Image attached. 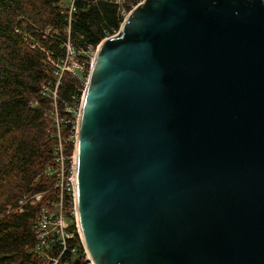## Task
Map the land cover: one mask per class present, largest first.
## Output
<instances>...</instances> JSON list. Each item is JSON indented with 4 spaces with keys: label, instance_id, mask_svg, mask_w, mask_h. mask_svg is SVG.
Returning a JSON list of instances; mask_svg holds the SVG:
<instances>
[{
    "label": "water",
    "instance_id": "obj_1",
    "mask_svg": "<svg viewBox=\"0 0 264 264\" xmlns=\"http://www.w3.org/2000/svg\"><path fill=\"white\" fill-rule=\"evenodd\" d=\"M92 264H264V0H143L91 61L75 133Z\"/></svg>",
    "mask_w": 264,
    "mask_h": 264
},
{
    "label": "trees",
    "instance_id": "obj_2",
    "mask_svg": "<svg viewBox=\"0 0 264 264\" xmlns=\"http://www.w3.org/2000/svg\"><path fill=\"white\" fill-rule=\"evenodd\" d=\"M70 3L0 0V264H47L56 256L59 264L90 263L73 215L67 214L71 237L64 250L56 234L41 239L36 227L42 207L54 208L50 202L59 201L56 178L45 172L58 144L54 108L62 119L60 137L69 166L77 114L66 106L78 110L85 88V74L79 79L63 71L58 79L64 43L95 47L118 30L123 16L119 5L106 0H73L71 11ZM89 65L90 60L87 74ZM36 193L41 198L31 203L28 198ZM63 203L72 207L67 198Z\"/></svg>",
    "mask_w": 264,
    "mask_h": 264
},
{
    "label": "built area",
    "instance_id": "obj_3",
    "mask_svg": "<svg viewBox=\"0 0 264 264\" xmlns=\"http://www.w3.org/2000/svg\"><path fill=\"white\" fill-rule=\"evenodd\" d=\"M106 1L113 2L119 5L120 13L124 18L131 9H133L143 0H106ZM72 9H74L73 0H71L70 3V11ZM64 45L66 48V57L59 65L60 70L58 72V79H60V76L63 71H69L72 75L79 78L80 73L84 72L87 69L89 60L91 65V61L99 44H97L95 47L89 45L87 47V50L79 49L80 46H77L76 48L73 45V43L70 42L69 40H67L64 43ZM71 61H73V63ZM72 64L73 67L71 69L70 65ZM57 84L58 82L55 85V89L52 91L53 99L56 98ZM84 84L86 85V81H84ZM80 107H81V103L79 105L78 110H74L73 107L71 106H66V110H68L71 113H76L78 118ZM53 118H54L53 126L56 130L55 135L58 138V144L55 151V157L53 160L54 162L53 164L48 165L46 167L45 172L48 175H54L56 178L55 188L57 189V196L59 198V201L54 204L50 202V204L53 205L54 208L50 209L48 206L42 207L40 219L36 227V230L41 239H43L44 237L50 238L53 234H56L60 238L64 250L66 249L65 239L71 237V234L66 231V228L69 224V219L67 217V214L71 216L73 215L75 217V222L77 226L76 209H75V177H74L75 149L73 155L69 158L70 159L69 166H67L68 157L64 154V148L60 137V127H61L62 119L58 116L56 107L54 108ZM67 122H69V120ZM75 133H76V128H75ZM40 198H41V193H36L29 196L28 200L31 203H35L36 201H39ZM64 198H67L68 201L72 203L71 208L64 206L63 203ZM58 260H59V256L48 257V261H50V263L47 264H59Z\"/></svg>",
    "mask_w": 264,
    "mask_h": 264
},
{
    "label": "rangeland",
    "instance_id": "obj_4",
    "mask_svg": "<svg viewBox=\"0 0 264 264\" xmlns=\"http://www.w3.org/2000/svg\"><path fill=\"white\" fill-rule=\"evenodd\" d=\"M71 60V59H70ZM72 63H73V61H71ZM72 67H73V64L72 65H70V68L72 69ZM87 71H88V67H87V69L84 71V72H81L80 73V77H79V79H81L82 78V76L85 74V80L84 81H86L87 80V77H88V74H87ZM87 75V76H86ZM84 81H82V82H84ZM86 257H87V254H86ZM88 258V257H87ZM90 261V260H89ZM89 264H92L91 262L89 263Z\"/></svg>",
    "mask_w": 264,
    "mask_h": 264
}]
</instances>
